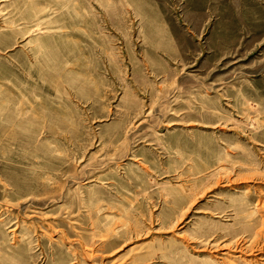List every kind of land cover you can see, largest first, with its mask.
Returning a JSON list of instances; mask_svg holds the SVG:
<instances>
[{
    "label": "rangeland",
    "instance_id": "1",
    "mask_svg": "<svg viewBox=\"0 0 264 264\" xmlns=\"http://www.w3.org/2000/svg\"><path fill=\"white\" fill-rule=\"evenodd\" d=\"M263 221L264 0H0V264H264Z\"/></svg>",
    "mask_w": 264,
    "mask_h": 264
},
{
    "label": "bare ground",
    "instance_id": "2",
    "mask_svg": "<svg viewBox=\"0 0 264 264\" xmlns=\"http://www.w3.org/2000/svg\"><path fill=\"white\" fill-rule=\"evenodd\" d=\"M245 178V177H244ZM249 179V178H248ZM262 224H264V221L262 222ZM263 226V225H262ZM264 229L263 228H260L259 230H257L255 233H256V236H255V238H259L260 236H262L263 234H264V231H263ZM260 238H262V237H260ZM257 243H258V241H257ZM250 244H253V243H250ZM257 244H255V246H256ZM254 246V247H255ZM258 247V246H257ZM263 248V247H262ZM261 248V249H262ZM251 249V248H250ZM254 249V248H253ZM259 249H260V247H259ZM264 249V248H263ZM264 259V258H263Z\"/></svg>",
    "mask_w": 264,
    "mask_h": 264
}]
</instances>
